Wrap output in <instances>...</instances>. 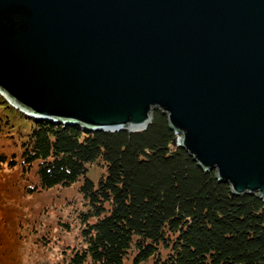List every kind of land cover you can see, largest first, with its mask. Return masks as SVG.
Listing matches in <instances>:
<instances>
[{
    "label": "water",
    "instance_id": "95a60500",
    "mask_svg": "<svg viewBox=\"0 0 264 264\" xmlns=\"http://www.w3.org/2000/svg\"><path fill=\"white\" fill-rule=\"evenodd\" d=\"M0 94L89 133L158 109L200 168L264 201V0H0Z\"/></svg>",
    "mask_w": 264,
    "mask_h": 264
},
{
    "label": "trees",
    "instance_id": "16d2710c",
    "mask_svg": "<svg viewBox=\"0 0 264 264\" xmlns=\"http://www.w3.org/2000/svg\"><path fill=\"white\" fill-rule=\"evenodd\" d=\"M0 104L8 106L1 95ZM3 116L0 132L12 126ZM27 119L18 157L0 152V168L19 164L22 175L32 173L28 193L78 187L83 246L68 264H264V201L233 195L215 171L200 168L160 110L136 131L89 133ZM95 164L103 167L96 181L88 174ZM20 211H2L0 227L14 233L0 237V258L22 233Z\"/></svg>",
    "mask_w": 264,
    "mask_h": 264
},
{
    "label": "rangeland",
    "instance_id": "374dc122",
    "mask_svg": "<svg viewBox=\"0 0 264 264\" xmlns=\"http://www.w3.org/2000/svg\"><path fill=\"white\" fill-rule=\"evenodd\" d=\"M1 96L8 106L0 104V119L1 116L7 115L8 122L12 123V126H2L0 152H4L7 158L11 159L13 158L11 153L18 157L21 149L20 135L27 134L31 123L23 111L14 107L3 95ZM14 159L18 163V158ZM18 165L12 169L9 168L10 165L0 168V216L4 210L7 217H10L13 209L18 212L21 209L20 220L23 223L20 236L15 235L16 241L9 242L13 250L10 252L7 250L2 254L0 264H68L71 252L83 246L80 236L83 225L77 219V213L79 208L83 210L84 208L77 192L78 187L76 185L69 188L56 187L52 190L28 193L26 184L29 181L26 179H34L33 175L32 173L22 175ZM101 172L103 167L97 164L88 170L89 176L94 181ZM37 220L45 222L43 227L37 223ZM6 230V227H0V237L8 234L9 231ZM13 233L9 232L12 239ZM134 255L130 253L132 258ZM125 264H133V262L125 258ZM143 264H151V261Z\"/></svg>",
    "mask_w": 264,
    "mask_h": 264
}]
</instances>
